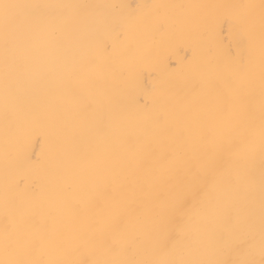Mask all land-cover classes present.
I'll use <instances>...</instances> for the list:
<instances>
[{
  "label": "bare ground",
  "instance_id": "1",
  "mask_svg": "<svg viewBox=\"0 0 264 264\" xmlns=\"http://www.w3.org/2000/svg\"><path fill=\"white\" fill-rule=\"evenodd\" d=\"M0 264H264V0H0Z\"/></svg>",
  "mask_w": 264,
  "mask_h": 264
}]
</instances>
